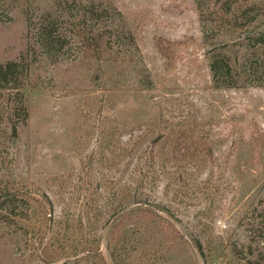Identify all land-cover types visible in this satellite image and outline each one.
Wrapping results in <instances>:
<instances>
[{"label":"rangeland","instance_id":"rangeland-1","mask_svg":"<svg viewBox=\"0 0 264 264\" xmlns=\"http://www.w3.org/2000/svg\"><path fill=\"white\" fill-rule=\"evenodd\" d=\"M219 7L0 0V64L27 77L0 87V180L35 213L0 218V264H264V47L248 44L264 19L234 27ZM43 19L63 48L38 43ZM108 25L110 50L88 51L79 33ZM217 57L251 84H218ZM115 131L128 154L108 170Z\"/></svg>","mask_w":264,"mask_h":264},{"label":"trees","instance_id":"trees-1","mask_svg":"<svg viewBox=\"0 0 264 264\" xmlns=\"http://www.w3.org/2000/svg\"><path fill=\"white\" fill-rule=\"evenodd\" d=\"M23 2L26 4V0H23ZM215 2L217 4L220 3L219 9L215 13V19L218 21H227L231 26L240 28L246 27L247 29L254 26L256 28L264 19V3H262L264 0H244V2L239 0H215ZM97 5L98 4L93 5L94 11H96ZM107 11V8L102 9L103 13H107ZM85 18L86 17H84V19ZM35 29L38 43H40L48 52H51V50L55 48L61 49L65 46L66 37L61 31H59L60 28L58 27L57 21L55 22V19H43L35 26ZM112 30L113 25H108L100 27L98 30L91 29L88 34L80 32L79 35L84 38V42H88V51H91L92 49L106 51L110 50L112 38L110 35ZM92 38L93 41H91ZM248 44H251V47L253 48L264 47V29L255 31L254 35L250 37ZM211 70L214 78L218 80V84L221 86L237 88L241 84H244L243 82L251 84V81L246 79L247 77L245 74L235 68L225 57L215 58L211 64ZM26 78L25 67L21 62L8 61L0 64V87H6L12 82H17V86L23 88ZM219 78H223L222 81H219ZM19 94L22 97L24 96L23 93ZM110 135L111 136L105 135V139L100 147V152L98 153L99 157L97 158L101 167L108 170L113 169V167L119 163L117 160L118 158L121 159L128 154V147L121 142L117 135V131ZM158 139L159 138L156 137L153 140L156 142ZM101 171L102 170H100V173H102ZM79 178L82 179L83 177L80 176ZM152 179L155 180L154 177H152ZM115 184L116 183H114V187L112 188L116 189ZM120 193V191H116L111 195L114 201L118 200L120 197L126 202L130 200L129 198L131 195L129 192L125 195L123 193L120 195ZM73 194H77V192ZM78 198L79 196L76 197L77 200ZM145 204L150 205L149 203ZM151 205L162 210L160 207L161 204L159 203L153 202ZM34 214L35 213L30 210L29 196L25 195V193H19L12 190L9 185L2 183L0 180V218L4 220L16 217L30 219ZM67 221L68 219L65 222L66 224ZM113 259L116 264H119V260L116 256H113Z\"/></svg>","mask_w":264,"mask_h":264}]
</instances>
